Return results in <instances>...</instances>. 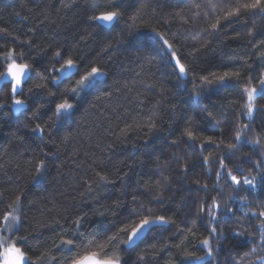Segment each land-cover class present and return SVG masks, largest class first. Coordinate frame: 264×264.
Here are the masks:
<instances>
[{"label":"trees","instance_id":"1","mask_svg":"<svg viewBox=\"0 0 264 264\" xmlns=\"http://www.w3.org/2000/svg\"><path fill=\"white\" fill-rule=\"evenodd\" d=\"M244 2L248 0H125L122 22L114 30L101 32L88 19L93 14L90 0H0V29H7L0 32V51H23L26 62L35 61L42 71L51 66L53 53L63 50L69 56L104 65L109 72L106 87L111 95L101 90L88 96L71 123L48 130L43 140L30 130L31 112L28 117L8 108L0 113V211L17 195L23 196L20 235L28 237V249L37 264H48L46 257L37 260L41 253L57 258L66 255L53 245L54 240L59 243L58 234L70 230L66 218L87 213L88 232L107 228L109 234H115L124 226L121 213L141 206L153 216H165L170 224L154 230L129 254L122 251L127 264H197L186 259L185 252L205 255L207 249L200 241L210 238L212 224L200 209L213 199L222 209L218 213L219 238H211L213 257L202 264H261L264 247L257 228L262 221L246 219L244 213L264 210V194L243 188L235 191L226 179L217 181L218 164L205 165L202 160V156L215 161L226 155L227 146L235 143L236 131L249 123L241 115L240 89L258 87L264 79V60L260 59L264 16L253 18L247 13L233 18L234 23L224 19L227 10ZM137 11L142 15L133 27L130 17ZM176 12L183 19L174 18ZM217 19L221 26L213 33L211 24ZM150 29L175 42L178 55L186 57L184 62L194 69L183 90L178 84L184 82L169 74L171 67L165 63L160 44L150 39ZM236 70L242 74L237 89L216 90L215 84H204L200 91L204 77L214 80L225 71ZM40 82L34 78L28 87ZM69 86L70 82L62 83L61 91ZM194 93L201 97L199 104L190 96ZM9 95L5 87L0 102ZM44 99L46 94L36 103ZM257 105L264 107V98ZM54 119L51 111L43 116L44 122ZM151 122L159 131H150ZM262 125L264 112L257 114L248 137L259 139L257 151L264 153ZM126 127L125 137L121 130ZM186 129L196 137L193 146L184 134ZM65 137L69 140L61 145ZM209 137L219 147L207 145ZM201 145H205L203 152ZM57 146L62 150L48 162L47 173L34 181L32 162ZM249 155L253 161L260 158L250 145H241L225 164L241 179L251 177L255 170L244 161ZM237 164L244 169L243 176L236 171ZM97 172L112 183L97 188L93 183ZM85 181L92 184L91 193L86 192ZM81 193L85 195L81 197ZM133 196L138 203H133ZM118 200L125 206L120 210L114 206ZM229 208L234 215L223 219ZM234 231L256 243L241 247ZM253 247L255 254H251Z\"/></svg>","mask_w":264,"mask_h":264},{"label":"snow or ice","instance_id":"2","mask_svg":"<svg viewBox=\"0 0 264 264\" xmlns=\"http://www.w3.org/2000/svg\"><path fill=\"white\" fill-rule=\"evenodd\" d=\"M90 3L93 14L88 19L92 26L101 32L114 30L122 22L127 11L125 0H107V3L90 0ZM196 7H199V4ZM247 13H251L253 18L264 16V0H248V2L237 3L231 10L226 11L224 19L228 23H234L236 19ZM141 15L137 11L135 15L130 17L133 27L136 26V22L141 18ZM175 17L183 19L180 12H176ZM164 23L167 24L168 21L165 20ZM220 26V20L217 19L216 23L211 24L212 32L217 33ZM6 31L7 29H0V32ZM149 31L151 32L150 39L152 42L159 43L163 49V55L167 57L165 63L171 67L169 74L175 76L178 82H184L178 84V87L183 90L186 83L191 82L188 77L194 69L184 62L186 57L178 55L177 50L173 47L175 42L170 43L166 36L156 29H150ZM136 33L141 34V30L136 28ZM31 46V42H29L28 47L31 48ZM260 59L264 60V53H261ZM27 60L26 54L23 51L17 52L16 48L0 51V85H3L0 87V92H3L4 88L7 87L10 94L8 97L10 103L8 99L0 102V113L8 108L18 115L28 117V113L31 112V116L28 117L32 125L30 130L41 140L44 139L48 130L58 129L71 123L88 96L101 90L105 91L107 95H111L106 87L109 72L104 65L87 62L82 57L69 56L63 50H56L53 53V59L49 62L51 66L45 67L42 71L37 67L35 61L26 62ZM37 73L38 77L34 76ZM241 75V72L236 70L225 71L222 75L215 77L214 80H208L207 77H204L200 91H203L204 84H215L216 90L237 89L242 82ZM34 78H39L41 82L33 87H28ZM254 78V76L249 77V79ZM64 82H70V86L61 91L60 85ZM240 92V100L244 109L241 115L249 123L244 124L242 128L236 131L235 143L227 146L226 155L217 158L215 161L202 156V160L205 165L218 164L219 170L215 172L217 181L226 179L234 186L235 191L239 192L243 188L250 193L259 191L264 194V153L257 151L261 147L260 140H251L248 137L250 126L256 122L257 114L264 112V107L257 105V101L264 98V79L259 80L258 87H244L240 89ZM45 94L47 99L36 103ZM190 96L196 104L200 103L201 97L198 93L190 94ZM48 111H51L55 119L44 122L43 116L47 115ZM151 130L159 131L155 122H151ZM121 134L125 137L128 135L127 127L121 130ZM184 134L188 138L189 146H193L196 140L193 131L186 129ZM221 135H223L222 132ZM68 140L69 137H65L61 140V145L66 144ZM144 143L145 146L148 145L147 140ZM206 144L219 147L211 137H209ZM241 145H250L253 154L260 157L255 161L252 160L251 155L244 158V161L255 170L256 174L251 177L243 176L244 169L239 164L236 165V171L243 176V179L233 174V171L228 169L225 164V159L231 160V157L240 151ZM108 147L111 148V145ZM204 147L205 145H201V152H203ZM61 150V147L57 146L54 151L43 152V159L32 162L35 169L34 181L38 182L40 178L45 176L48 171V162L56 157ZM124 175L126 176L127 173ZM209 176H211V169L209 170ZM96 177L97 179L93 183L96 184L97 188L106 187L112 183L108 176L101 175L99 172L96 173ZM85 183L87 184L86 192L91 193L93 191L92 184H88L87 181ZM207 188L208 186L205 185L204 190L207 191ZM122 194H124L123 189ZM80 195L83 197L85 193ZM231 199L235 201L236 198L231 197ZM2 200L3 198L0 197V202ZM133 203H138L135 196H133ZM114 206L118 210L125 207L119 200L115 202ZM242 208L243 204H241L240 210ZM221 211V205L215 199L212 200L210 205L201 207L200 212L205 213L212 224L209 229L210 238L200 241L207 251L203 256H195L193 253L185 252L186 259L197 262V264H202L205 261L210 262V258L213 257L211 238H219L217 228L221 218L218 213ZM121 215L123 219L120 220V223L124 226L119 227L115 234H109L111 229L107 228H98L95 231L88 232L85 228V224L89 219L87 213L75 215L74 219L66 218L70 230L58 234V244L55 240L53 241L56 250L66 255L57 258L48 253H41L37 260H43L46 257L48 264H127L126 257L121 254L122 251H131L139 243H142L148 234L170 224V220L165 216H153L150 209L145 210L142 206L140 208L133 207L126 212H122ZM231 215H234V213L229 208L224 212L223 219H228ZM244 216L246 219L251 217L253 220L260 219L262 221L257 228V232L260 236L261 247H264V210L244 213ZM56 223L59 224V221H56ZM22 226L23 196L17 195L14 201L6 204L4 210L0 211V264H37L28 249V237L20 235ZM233 235L240 238L238 243L241 247L256 243L254 239L246 237L240 232L234 231ZM255 253L256 248L253 247L251 254ZM261 264H264V260L261 261Z\"/></svg>","mask_w":264,"mask_h":264},{"label":"water","instance_id":"3","mask_svg":"<svg viewBox=\"0 0 264 264\" xmlns=\"http://www.w3.org/2000/svg\"><path fill=\"white\" fill-rule=\"evenodd\" d=\"M148 235H150V234H148ZM148 235H147V236H148ZM135 247H136V246H135ZM130 252H131V251L127 252V254H129Z\"/></svg>","mask_w":264,"mask_h":264}]
</instances>
